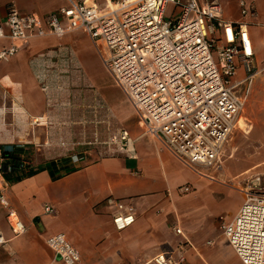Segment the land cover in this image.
<instances>
[{
  "label": "crops",
  "instance_id": "0c3cea01",
  "mask_svg": "<svg viewBox=\"0 0 264 264\" xmlns=\"http://www.w3.org/2000/svg\"><path fill=\"white\" fill-rule=\"evenodd\" d=\"M94 1L103 6V0ZM240 1L253 4L256 11L248 21L256 73L242 88L244 108L223 147L222 167L208 172V178L192 172L159 141L144 135L85 32L31 39L8 62L0 63V147L22 143L35 151L41 146L31 171L0 177V193L8 204L0 205V230L6 239L0 247V264H63L45 243L56 234H64L77 250L79 264H153L152 259L162 253L177 260L179 248L183 264H242L222 238L219 224H214L220 218L231 220L245 193L264 183V66L257 65L264 59V48L256 50L251 33L264 28V0H219L233 12L226 17L224 11L226 20L241 18ZM10 4L21 14L41 17L66 1L0 0L2 15ZM98 69L116 92L94 84ZM97 100L110 111L108 115L99 109L100 120L110 124L104 131L119 138L120 130L129 129L133 156L118 147H76L67 152L59 145L77 137L76 124L87 123ZM75 155L84 159L73 163ZM185 187L189 193H183ZM226 196L236 199L231 207L225 206ZM108 198L134 208L131 227L114 228L116 211L103 205ZM46 206L54 213H45ZM9 210L25 226L23 235L14 237L9 230ZM214 229L220 242L212 238Z\"/></svg>",
  "mask_w": 264,
  "mask_h": 264
},
{
  "label": "built area",
  "instance_id": "2783aa9c",
  "mask_svg": "<svg viewBox=\"0 0 264 264\" xmlns=\"http://www.w3.org/2000/svg\"><path fill=\"white\" fill-rule=\"evenodd\" d=\"M66 4L45 16L21 14L10 4L0 13V63L8 62L29 40L61 38L83 31L113 83L137 116L144 135L160 142L174 158L201 177L222 167L223 147L236 130L244 108L242 88L256 73L255 53L248 30L256 16L251 3L239 2L240 20L223 19L217 0H65ZM173 6L170 18L167 8ZM242 71V74L239 72ZM119 142L133 156L126 131ZM0 147V177L11 172ZM84 156L71 157L73 163ZM19 172L28 173L31 163L19 155ZM183 193H189L185 187ZM0 205L8 204L0 193ZM103 205L114 209L117 231L135 222L134 208L108 198ZM45 213L52 214L50 206ZM6 222L14 237L25 226L11 210ZM221 233L242 264H264V191H248L235 216L220 218ZM176 235L182 231L175 228ZM63 264H79L80 255L64 234L45 240ZM6 244L0 230V247ZM177 260L162 253L153 264H183V248Z\"/></svg>",
  "mask_w": 264,
  "mask_h": 264
},
{
  "label": "rangeland",
  "instance_id": "374dc122",
  "mask_svg": "<svg viewBox=\"0 0 264 264\" xmlns=\"http://www.w3.org/2000/svg\"><path fill=\"white\" fill-rule=\"evenodd\" d=\"M219 1V0H217ZM222 9H223V19H225V15H224V11H226L224 9V6L222 5ZM229 8L227 9L226 11V17L227 16H230L231 13H233L232 11H230ZM173 12V6H170L167 8V11H166V18H170L171 14ZM237 14L239 15V11H238V8H237ZM240 20V18H239ZM237 20V21H239ZM226 21H230V22H234V21H231V20H226ZM264 21V20H262ZM261 27H264V24L261 25ZM262 30H259L258 29H253L251 31L252 33V36L253 38H255V44H256V50H262V48H264V41H262V38H264V28H261ZM260 37V38H259ZM258 67L260 66H264V59H262L261 63L258 62ZM256 65V66H257ZM94 84H98L100 86H103L104 88L110 90L109 92L111 94H113L114 92H116L115 89L111 88V86L109 85V78L106 74H104L101 69H98L96 71H94ZM107 90V91H108ZM120 97L118 96L117 99H119ZM96 99V98H95ZM125 100V99H124ZM98 101V100H97ZM127 101V100H126ZM126 106L129 108L131 114L133 117L134 120L135 118H137V116L135 115V113L133 112L132 108L129 107L130 105L128 104V102H126ZM102 105V102L98 103L93 101V107H92V111L91 113H89L87 115V123L86 124H76V126L78 128H80V131L79 129L77 128V137L76 138H72V139H67V140H61V142L59 143V145H61L62 148H66V151L68 152L69 150H71L72 148H85L86 150H89V149H94V148H101L102 150H108L109 148H112V147H118L122 150H125V148L122 147V145L120 144L119 142V138L118 137H114L113 135H111V133L109 132H106L104 131L105 128H109L110 127V124H107V123H104L103 121L100 120L99 117L100 116V113H99V109H103L105 110L106 114L110 113L109 109L106 108V107H103L101 106ZM128 114V113H127ZM121 115H124V112H121ZM128 120V123L131 119H127ZM127 123V124H128ZM109 126V127H108ZM120 131H127L129 133V129L128 128H125V129H122ZM130 135V134H128ZM130 137V136H129ZM9 145H12L14 146L15 149H19L20 150V154L19 155H23V158L28 161L29 163L31 164H36L37 163V156L35 155L37 150L40 149V147L35 148V151L31 150V149H28L26 150V146L22 143H17V144H9ZM38 152V151H37ZM85 156H88L87 154ZM46 157V156H45ZM43 157V158H45ZM57 159V158H56ZM250 191V189H249ZM251 191H253L254 193L255 192H258V191H264V183H259V185L257 187H253L251 189ZM226 199H227V204L225 206L227 207H231L232 205H234L235 203V198L233 196H226ZM220 221V220H219ZM219 221L218 219L214 221V224L217 225V223L219 224ZM220 229V228H219ZM216 229H214V232L212 233V238L216 241H219L220 242V235L218 234L217 231H215ZM220 234L223 237L222 233H221V230H220ZM220 244V243H219ZM220 248H223V247H220Z\"/></svg>",
  "mask_w": 264,
  "mask_h": 264
},
{
  "label": "trees",
  "instance_id": "16d2710c",
  "mask_svg": "<svg viewBox=\"0 0 264 264\" xmlns=\"http://www.w3.org/2000/svg\"><path fill=\"white\" fill-rule=\"evenodd\" d=\"M19 154H20L19 149H14V151L12 153H7V152L2 153V157L6 158L8 160L7 164H9V166L11 167V172L8 174V176H12V175L20 173L19 172V164H18ZM19 178H20L19 176L15 177V179H17V180ZM7 179H9V178H7Z\"/></svg>",
  "mask_w": 264,
  "mask_h": 264
}]
</instances>
